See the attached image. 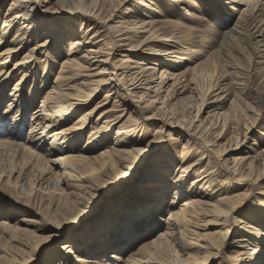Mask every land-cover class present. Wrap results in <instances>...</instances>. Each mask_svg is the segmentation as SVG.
Here are the masks:
<instances>
[{
    "label": "rangeland",
    "instance_id": "374dc122",
    "mask_svg": "<svg viewBox=\"0 0 264 264\" xmlns=\"http://www.w3.org/2000/svg\"><path fill=\"white\" fill-rule=\"evenodd\" d=\"M47 1L48 3L44 4L47 6L45 8L52 14L60 15L70 11L68 7L58 5V0ZM140 1L146 3L149 0H89V3L97 7V10L102 14L101 17L112 15L114 22L111 24H113L112 26L116 28L117 32L125 33L123 28L132 25V23L138 24L136 28H134L135 26H130L129 29H131L130 31L138 30L140 34L126 33L127 36H124L125 40H123L125 42L118 44V50L115 51L116 60L123 61L128 58L137 63L143 62L154 68L152 65L154 56L152 55L159 53L161 56L169 47L157 42L156 39H152L154 33L152 34L153 30H151V27H147L146 30L138 29L142 24L151 22L146 19V16L144 18L147 21L142 20L141 14H136L135 8L138 7ZM151 1L154 3L153 9L156 12L155 16L152 17L159 21L153 27L160 32L159 34L166 36L177 34L181 38L183 46H179L174 51L177 53L180 51L187 52L186 54H173L182 58L188 57V61L178 60L179 63L183 64L175 66L176 68H173L174 71H170L169 74L175 75L171 77H177L176 75L185 72L187 68H194L182 80L183 85H188L190 90L188 89L181 97L171 102L170 105L172 106L170 107H167V104L161 106L162 101L157 100L154 93L150 94L148 98L145 97V100H141L140 95L134 96L133 100L135 104L140 106L138 112L142 116L138 118V112L130 116L132 111L120 106V102L116 98L118 94L114 95L115 91H113V96L108 99L105 98L106 93L112 88L111 85H103V87L99 88L94 96L95 102L89 104L85 110L86 112L92 110L93 113L89 122L84 125V129L79 132V134H83L85 131L86 135L84 138L85 143L83 140L80 147L86 146L87 138L90 137V133L93 130L97 131L95 136L99 137L107 127H109L111 135V144L114 143L115 138L118 136L116 132L122 124H133L136 127V134L132 137V140L138 143V146L132 151H129V148H125L126 152L119 155L118 161L113 162L109 169L107 168V170L97 175L98 181L94 185L95 188L91 191L89 190L88 194L74 193L67 190L68 188L65 187L64 182L57 176L58 169L54 168L52 174H47L49 173L48 165L43 159L36 160L28 151L20 150L19 152L14 145L0 146V224H2L0 227V264H48L50 260H47V258L51 257L54 258L53 264H64L65 260L57 259L55 256L59 246L63 243L72 242L74 233H77L78 237L84 231L86 232L87 228H91V222H89L91 220H88V218L92 216L89 215L95 210L98 211L100 209L102 211L105 208V206H102L105 203V198L119 192L124 195L130 190V193L127 194L128 197L132 196L134 187L138 186L141 178L147 173V169L154 166L156 162L158 164V160L161 158H164L163 160L168 163L170 171L168 177L175 181L183 174L180 175V171H182L180 169L197 163L198 166L195 169L188 171L187 178L190 179L189 183L200 181L197 184L201 185L210 178L207 173H211V170L205 166L207 160L199 159L205 151L201 144L205 143L210 149H213L210 145L214 143L221 146L218 147L220 149L214 150L215 158H217L216 162L222 159V149L225 147L233 149L229 157L231 159L242 157L250 150L253 151L255 149L258 153L264 150V8L257 7L254 2V4L250 5V11L243 16V10L241 9L245 6L241 3H232L231 0H195L197 5L178 6L175 4L170 7L171 9L162 4L164 0H150L149 2L151 3ZM11 3L12 0H0V33L6 20L5 17L7 19L11 18L12 11H8ZM157 6L159 11H156L158 10ZM83 23V29L81 28V34L83 33V35L81 37L84 38L85 46H80L77 49L78 51L75 53L77 58L86 54L87 49L91 46L90 42H98L101 39L100 37L95 41L91 39L90 37L94 34V31L88 32L89 26L86 21ZM235 25L238 26L237 32L226 37L225 35L229 29ZM15 31L12 32L10 39L17 34ZM115 35H118V33H115ZM71 43L72 41H68L65 50L59 55L58 59L53 58V61H51V76L47 86L50 87L54 84L60 73H62L65 81H68L66 84L78 89L81 82L93 77L99 70L105 68L104 66H99L95 72L79 69L78 67L73 71L72 69L64 68V62L68 59L67 55L72 48ZM36 44L35 41L31 42V48L35 47ZM107 47L109 48V46ZM1 48V51L5 50L6 44ZM27 48L20 49L17 54H13L10 57V60L21 61L22 57L28 53L29 48ZM52 48L51 46L50 49L52 50ZM187 48L190 49L187 50ZM35 55L43 66L46 65L45 53L37 52ZM123 55L126 58H123ZM169 58L173 59L174 56H169ZM120 63L122 64V62ZM9 64L13 66L14 62ZM131 67L137 68L130 70ZM121 68L122 71H119L118 74H131L136 77L144 69V67L137 64H122ZM37 70L40 74L38 87L35 89L36 93L44 91L47 87L42 85L41 82L42 79L40 77H43L42 68H37ZM61 70L64 72H61ZM161 73L162 69L160 67H157L153 73L157 82H159L158 78H160ZM18 74L16 73L15 76ZM110 77V75L106 76V78ZM99 79L96 78L94 80ZM16 82L17 78L12 76L9 78L7 86L5 84L2 87L3 96L7 97L0 108L3 113L6 108L10 107L9 104L13 100L10 94L14 93ZM33 82L26 87L25 97L27 100L31 98L29 89ZM166 89L165 87L159 96L163 95L165 97L167 94ZM177 90L179 93L183 92L181 86ZM191 92H194L195 99L189 105L188 100L191 97ZM220 96H222L221 101H224L223 103L216 102ZM42 97L43 94L37 97L35 104H32L33 107L27 115V124L21 131L25 138L29 136L32 114L41 106ZM128 101L130 103L129 99ZM184 102H187L185 106ZM172 109H175L174 113ZM190 112L195 117L194 125L203 128L200 138L197 136L201 144L197 145L195 150L191 147V142L184 134V129L171 131L170 126L163 129L160 128V121L157 120L163 119L171 124L181 120L182 117L189 119ZM104 113L106 114L101 117ZM222 113H225L226 116H221ZM77 118L78 116L71 118L67 122V126H75ZM142 118L145 119L143 122ZM46 139V148L50 150V137H46ZM4 140H6L5 136H1L0 141ZM10 141L17 144L23 142L22 138L10 139ZM208 141L211 143H208ZM39 143L40 141L37 145H27V147H31L37 153L42 154V151L38 148ZM40 144H44V142ZM159 145L163 146L166 153L162 157H152ZM238 145L239 148L236 149ZM107 147V145L94 146L92 153L93 155H99ZM66 150L68 152L76 151V149ZM73 154L86 155L82 151ZM56 156L53 155L52 158L55 159ZM182 160L185 161L182 162ZM143 165L144 168L142 167ZM241 167L240 164H237L236 174L232 173V175H229L223 172V175L218 177V181L214 186L215 189L211 187L210 191L205 190L207 198L204 200L209 205L208 217L199 219L191 228V233L188 236L202 244L200 246H203V241L206 240L215 246L216 250L211 251L213 255L210 258L211 264H219V262L227 260L222 254L218 255L221 248L220 240L216 233L221 232L224 234L228 229L226 225L230 223L226 221L228 220L226 216L219 219L216 208L212 207L216 206V201L219 198L227 196V199H230L234 197L237 209L240 211L238 215L229 216L233 225H231V232L227 239L231 245L225 251L223 250L227 258L228 256L233 258L240 251H248V249L238 251L236 248L239 246L235 243L236 238L234 237L241 235L238 231L244 230V225L240 224L239 221L247 220V222L252 223L256 222L254 221L255 216L264 215V162L258 169H249L248 173L245 172L244 178L240 176L243 174ZM227 175L231 176L232 179L228 178ZM204 176L207 177L204 178ZM42 178L44 179L42 180ZM58 178L59 180L57 181ZM242 178L244 181L242 185H239L238 182ZM59 181L61 184H59ZM58 184L62 187H59ZM62 190L65 191L63 198L57 196ZM177 190H180V197L177 201L179 203L174 206L175 210L180 208V203L185 200V198H181V195L186 193L185 190L182 191L178 187L169 188L168 202L172 197V193ZM66 192L68 193L66 194ZM128 207L129 204L125 205V208ZM113 208L115 207L109 205L106 208L105 215ZM170 209H165L164 213L154 218L155 225L149 231L144 229L141 231L132 248L134 250L133 253L143 248L139 251V256L136 258H144L151 253H155V257H153L162 264H176L181 258L182 253L175 247L171 239H163L160 246L156 248L147 246V244L158 239L159 233L165 234L166 230L163 226L164 221L168 219L169 213L172 212ZM110 216H113L112 212H110ZM25 218L37 221L40 224L39 226L42 227V232H35L34 229L28 227L30 226L28 223L27 226L22 223L21 221ZM82 219L88 221L82 226H77ZM139 224L137 221L131 222V225L136 228ZM257 225L261 226L259 223ZM8 227L13 229L20 228L22 231L10 232V230L6 229ZM24 230H28V232ZM30 231L32 235L29 233ZM115 232L117 236L121 235L118 229ZM252 245L254 247L255 244ZM200 246H193L194 248L191 249L190 253L196 255V259L201 260L207 254L201 251V254L198 255L196 249L200 248ZM105 247H107V250L101 247L99 253L92 251V254H94L92 257H97V260L93 261V263H88L89 255L86 258H82V262L77 264H101L105 262L113 251L110 248L112 245ZM158 249L160 251L157 252ZM259 249H264V243L256 244L255 251ZM129 252H125V260L131 256V254H128ZM104 254H107V256L104 257ZM117 261L115 260L113 263H118ZM119 264H126V261H120Z\"/></svg>",
    "mask_w": 264,
    "mask_h": 264
},
{
    "label": "bare ground",
    "instance_id": "6f19581e",
    "mask_svg": "<svg viewBox=\"0 0 264 264\" xmlns=\"http://www.w3.org/2000/svg\"><path fill=\"white\" fill-rule=\"evenodd\" d=\"M149 1H146V3L140 1L138 7L135 8L136 14H141L142 20L149 19L148 21H151L148 22V24H142L138 29L146 30L147 27H151V30H153L152 34L154 33L152 39H156L157 42H161L169 47L164 53L162 52V57L159 53H157V55H152L154 56V63H152L154 68L151 66L149 67L148 64L143 62L137 63L128 58L123 61L116 60L115 51L118 50V44L125 42L123 40H125L124 36H127L126 33L140 34L138 33V30L130 31L131 29H129L130 26H135L134 28H136L138 24L132 23V25L123 28L125 29V33L120 31L117 32L116 28L111 24L114 22L112 15L101 17L102 14L97 10L96 6L89 3V0H58V5H64L70 10L68 13H62L60 15L48 12L45 8L47 6L44 5L48 3L47 0H12L11 6L8 9V11H12L10 15L11 18L7 19L5 17L6 20L4 21L0 33V108L7 98L3 96V85L6 84L7 86L9 78L12 76L17 78V82L14 93L10 94V97L13 98L9 104L10 107L6 108L4 113L0 110V137L5 136L6 139L0 141V146L14 145L16 149L18 148L19 152L20 150L28 151L36 160L43 159L46 165H48L47 169L49 173L47 174H52L54 168L58 169L59 172L57 173V176L64 182L63 184L68 188L67 190L80 194H88L89 190L91 191L95 188L94 185L98 181L97 175L102 171L107 170V168L109 169L113 162L118 161L117 159L119 155L126 152L125 148H129V151L135 150L138 143L132 140V137L136 134V127L133 124H122L117 130L116 133L118 136L112 144L109 127H107L99 137L95 136L97 131L93 130L90 133V137L87 138L88 141L84 147H80V144L86 137L85 131L83 134H79V132L84 129V125H86L91 119L93 111L86 112L85 110L88 108L89 104L95 102L94 96L103 85L112 86L111 90L106 93L105 98L108 99L113 96V91H115L114 95L118 94L116 98H118L120 106L126 107L132 111L130 116L136 114L140 108V106L135 104V101L133 100L134 96L140 95V99L145 100V97L148 98L150 94L154 93L156 94V99L162 101L161 106L167 104V107H170L172 106L170 105L171 102L181 97L188 89L190 90L188 85H183L184 83L182 80L185 78V75L194 68H187L185 72L176 75L177 77H171L175 75L169 74L170 71H174L173 68H176L175 66L183 64L179 63L178 60L188 61V57L182 58L173 55L187 53L182 51L177 53L174 51V49H177L179 46H183L181 44V38L177 34L168 36L159 34L160 32L153 27V25L156 26L159 22L152 17L156 14L153 9L154 3L152 1L150 3ZM231 1L232 3H241L245 6L241 9L243 10V16L250 11V5L254 4V2L257 7L264 8V0ZM162 4L167 6L168 9L175 4L178 6H189V4L197 5L195 0H164ZM139 7H141V9H139ZM157 9L158 10L156 11H159L158 6ZM145 16L147 17L146 19L144 18ZM84 21H86V24L89 26L88 32L94 31V34L90 38L94 41L98 37L101 39L98 42H90L91 46L87 49L86 54L77 58L75 55L78 51L77 49L80 46H85V42L83 41L84 38L81 37V35H83V33L81 34V28ZM17 24L18 26L20 25V27H18ZM16 29L17 31H15ZM237 30L238 26L235 25L229 29L225 36L227 37L228 35L234 34ZM14 31L17 34L10 39V36ZM115 33H118V35H115ZM34 41L37 44L35 47L31 48V42ZM68 41H72V48L67 55L68 59L64 62V68L69 70L72 69L73 71L78 67L79 69L90 70V72H95L99 66H104L105 68L99 70L93 77L81 82L78 89L66 84L68 81H65L62 73H60V76L54 84L49 87L47 85L49 77L51 76V61H53V58L58 59L59 55L65 50ZM4 44H6V49L1 51V47H3ZM51 46L53 47L52 50L50 49ZM107 46H109V48ZM22 48H27L28 53L22 57L21 61H11L10 57L13 54H17ZM41 48L44 49L41 50ZM188 49L190 48H187V50ZM37 52H43L46 54V65L43 66L40 61L36 59L35 54ZM169 56H174V58L171 59ZM123 58H126V56L123 55ZM11 62H14V67L9 64ZM120 62H122V64H137L144 67V69L137 77L131 74H118L119 71H122V64ZM155 67H160L162 69L160 78H158L159 82H157V79H155L153 75L154 71H156ZM37 68H42L43 77H40L42 79L41 82L42 85L47 86L44 91L38 93L35 92V89L38 87L40 74ZM134 68L137 67H131L130 70H133ZM61 72L64 71L61 70ZM16 73L19 74L15 76ZM107 75H110L111 77L106 78ZM99 77L103 78L99 79ZM96 78L99 80H94ZM32 81L35 83L33 82L30 85L29 94L31 98L27 100L25 97V90L27 85ZM180 86L183 89L182 93H179L177 90ZM165 87L167 88L166 96H159ZM193 93L194 92H191V97L188 100L189 105L195 99ZM41 94H43L42 104L33 112L30 133L29 136L25 138L21 134L22 128L27 124V115L33 107L32 104H35L37 97ZM128 99L130 100V103ZM221 100L222 96H220L216 102L223 103L224 101ZM185 104H187V102H184V106ZM172 112L174 113L175 109H172ZM105 114L106 113L102 114L101 117ZM223 115H225V113L221 114V116ZM75 116H78L75 126H67V122ZM137 116L138 118L141 116L140 112H138ZM186 118L187 117H182L181 120L171 124L163 119L157 120L160 121V128L165 129V127L170 126L171 131L184 129V134L187 139H189V142H191V147L195 150V147L201 144L199 138L200 135H202L201 131L203 128L194 125L195 117H193L192 112H190V118ZM142 119L143 122L145 119ZM46 137H50L51 140L49 143L50 150L49 148H46L45 145V142L47 141V139L45 140ZM17 138H22L23 142L17 144L10 141V139L15 140ZM161 139H163V137H161ZM39 141L40 143L44 142V144H38V148L42 151L44 156L37 153V151L31 147H27V145H37ZM208 143L211 142L208 141ZM100 145H107L108 147L101 151L99 155H93L92 152L94 151V146L97 147ZM254 145H256V143H254ZM87 146L89 147L86 148ZM201 146H203L205 151L199 159H206L207 162L205 166L211 170V173H207V176L210 178H208L205 183H202L201 185L197 184V182L200 181L189 183L190 179L187 178V173L189 170L192 171L195 169V167L198 166L197 163L180 169L182 170L180 171V175L183 174L175 181L168 177V173L170 172L168 163L163 160L164 158H161L158 160V164L156 162L154 166L147 169L148 171L146 170L147 173L141 178L138 186L134 187L132 196L128 197L127 193H130V190L124 195L122 192H119L117 194H111L105 198V203L102 205L105 206V208L102 211H100V209L98 211L95 210L89 215L92 216L88 218V220H91L89 221L91 222V228H87L86 232L84 231L78 237L77 233H74V239H72V242L61 244L55 252L56 258L65 260L64 264H77L78 262H82V258H86L90 255L88 263H93V261L97 260V257H92L94 255L92 254V251H94V253H99L101 247H104V250H107V247L105 246L112 245V247H110L113 250L111 256L101 264H119L120 261H126V264H162L154 258L155 253H151L144 258H136L139 256V251L143 248L134 253L132 248L136 243V239L140 236L141 231L143 229L149 231L155 225L154 218H157L158 215L164 213L165 209L168 210L171 208L170 211L172 212L169 213L168 219L164 221L163 227L166 230L165 234L159 233L158 239L147 244V246H153L154 248L159 247L161 241L168 238L174 242L175 247H177L182 253L180 256L181 258L176 264H211L212 261L210 258L213 256L211 251L216 250L215 246L210 242H207V240L203 241V246H200L202 244L197 240L188 237L194 224H196L199 219L208 217L207 212L209 205L204 200L207 198L205 190H209L211 187L213 188L218 181V177L222 176L223 172H226L229 175H232V173L236 174L237 164L242 166L241 171L243 174L240 176L246 175V173L249 172V169H258L264 162V150L260 153L255 149L253 151L250 150L242 157L231 159L229 157L231 156L233 149L225 147L222 149V159L216 162L217 158H215L214 150L220 145H216L215 143L210 145L213 149L207 147L205 143L201 144ZM238 148L239 145L236 149ZM66 149H76V151L68 152ZM80 151L86 155L73 154ZM164 153L166 152L163 149V146L159 145L152 157H162ZM53 155H57L55 159L52 158ZM184 161L185 160H182V162ZM142 167L144 168V165ZM229 175H227L228 178L232 179ZM207 176H204V178ZM44 178H42V180ZM243 178L239 180V185H242V182L244 181ZM59 184H61L60 181ZM59 184L58 186L62 187ZM174 187L186 191L185 195H181V198H185V200L180 203V208L178 210H175L174 206L179 203H177V201L180 197V190L173 192L172 197L168 202L169 188L172 189ZM64 192L65 191L62 190L61 193L56 194L57 196L62 197ZM67 193L68 192H66V194ZM227 198V196L219 198L216 201V206H212L216 208L217 217L219 219L225 218L226 216L228 219L226 221L228 223L230 222L226 225V228L228 229L224 234L221 232L216 233L220 240L221 248L218 255L222 254L227 259L226 261L219 262V264H264V249L255 251L257 243H264V215L255 216L254 221L256 222L252 223L247 222V220L239 221L240 224L244 225V230L238 231L241 235H236L234 237L236 238L235 243L239 246L236 248L238 251L241 249H248L247 252L240 251V253H236L233 258H230L229 256L227 258L223 252V250L225 251V249L229 248L231 245L227 241L231 232V225H233L229 216L240 214L234 197H231L230 199ZM128 204L129 207L125 208V205L127 206ZM109 205L115 207L110 210L113 214L112 217L108 211L105 215L106 208H108ZM87 221L82 219L77 226H82ZM132 221L140 223L137 228L131 225ZM21 222L25 223L26 226L28 223V225H30L28 227L34 229L35 232L42 230V227L39 226L40 224L37 221L25 218ZM257 223L261 226L257 225ZM1 226L2 224H0V227ZM6 229L14 233L15 231H22L20 228L13 229L8 227ZM117 229L121 232L120 236H117L115 232ZM24 231L28 232V230ZM29 233L32 235L31 231ZM252 244H255L254 247H252ZM23 246L27 247L28 245ZM193 246H200V248L196 249V252L200 255L201 251H204V254H207L206 257L201 260L196 259V255L190 253L191 249L194 248ZM158 251L160 250L158 249L157 252ZM125 252H129V255L131 254L127 260L124 258ZM218 255H216V257H218ZM106 256L107 254H104V257ZM183 257L186 258L183 259ZM47 260H50L48 264L54 263L53 257L47 258ZM115 260H118V263H113Z\"/></svg>",
    "mask_w": 264,
    "mask_h": 264
}]
</instances>
